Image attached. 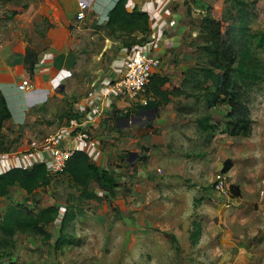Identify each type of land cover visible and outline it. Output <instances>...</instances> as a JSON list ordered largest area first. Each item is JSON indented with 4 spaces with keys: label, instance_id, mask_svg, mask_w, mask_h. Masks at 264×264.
I'll return each instance as SVG.
<instances>
[{
    "label": "rangeland",
    "instance_id": "374dc122",
    "mask_svg": "<svg viewBox=\"0 0 264 264\" xmlns=\"http://www.w3.org/2000/svg\"><path fill=\"white\" fill-rule=\"evenodd\" d=\"M152 1L146 7L152 15L149 26L157 17L155 22L161 20L168 35L164 59L186 72L196 63L198 53L191 43L207 8L221 20L225 0ZM250 1H255L251 32L264 34V0ZM4 2L0 0V26L6 30L14 19ZM225 28L222 24L223 33ZM26 37L17 39L24 42ZM125 40L136 42L127 36ZM140 41L135 44L145 45V39ZM258 56L264 65V45ZM240 104L249 127L245 136H230L225 130L228 106L204 110L202 102L184 95L161 108L152 122L153 115L147 113L151 109L134 106L108 118L100 114L103 130L83 131L96 141L100 151L94 157L103 154L100 166L115 179L113 195L94 186L97 199L79 200L64 174L33 195L18 193L10 204L55 206L59 214L45 227L48 239L17 234L14 245L0 251V259L15 258V264H264V74L240 97ZM64 106L58 105L57 114L67 110ZM240 110L234 113L240 115ZM205 114L215 129L202 132L197 122ZM38 115L33 108L23 126L13 127L11 120L4 125L9 153L63 121ZM134 118L147 124L136 126ZM67 211L73 216L64 221Z\"/></svg>",
    "mask_w": 264,
    "mask_h": 264
},
{
    "label": "crops",
    "instance_id": "0c3cea01",
    "mask_svg": "<svg viewBox=\"0 0 264 264\" xmlns=\"http://www.w3.org/2000/svg\"><path fill=\"white\" fill-rule=\"evenodd\" d=\"M79 1L83 0H5V11H9L14 20L13 25L9 24V29L4 30L0 26V36L5 37V40H0V91L11 112L13 127L27 123L28 112L33 108L39 117L44 113L45 118L51 120L54 116L58 121L63 119L57 127L44 134H58L62 140L70 139L76 150L86 153L100 171H107L108 168L100 166L105 162L103 154L94 157L88 153L89 143L78 140L68 127L71 116L81 118V128L86 129L88 134H96L95 131L103 130L100 114L105 112L108 118L112 117L114 111L128 112L133 106L142 109L147 100L145 93L137 105L134 104L136 100L119 96L110 88L112 82L123 75L129 57L137 49L159 59L160 63L152 70V75L167 78L162 90L178 87L185 70L174 66L173 62L172 66H168V58L164 59L168 35L161 29V20L155 22L157 17L152 18V26L155 27L149 26V32L132 33V37L140 42L145 39V45L139 47L106 26L108 13L117 0H84L88 3L85 18L77 20ZM141 2L145 5L142 6ZM149 3L148 0H128L127 11L136 7L148 14L150 22L152 15L146 8ZM25 36L26 41H20ZM28 43L36 55L31 75L25 64ZM25 78H29L30 85L26 90H19L18 85ZM176 98L171 97L166 105L157 107L154 114L151 113L153 116L149 122L156 119L161 108L171 106ZM58 105H65L67 110L57 114ZM173 109L175 111V106ZM103 127L109 129L104 123ZM44 134L41 137H45ZM37 156L30 145L17 152L0 155V173L15 167L29 168L35 164ZM94 186L98 187L96 184ZM18 193L27 196L25 191L14 185L8 188L6 195L0 197V215L12 205L10 201H14ZM1 256L4 255L0 253ZM7 259L1 258L0 264L16 263L15 258H10V261Z\"/></svg>",
    "mask_w": 264,
    "mask_h": 264
},
{
    "label": "trees",
    "instance_id": "16d2710c",
    "mask_svg": "<svg viewBox=\"0 0 264 264\" xmlns=\"http://www.w3.org/2000/svg\"><path fill=\"white\" fill-rule=\"evenodd\" d=\"M128 0H117L108 13L106 26L113 33L132 37V33L150 31L149 17L136 7L127 11ZM227 5L221 20H216L207 8L202 18L194 46L198 56L196 63L183 75L178 87L162 90L166 77L152 75L145 88L146 102L142 109H156L166 105L171 97L185 96L202 102L204 110L226 105L230 108L226 116L225 130L230 136H245L249 127L245 118V108L240 110V97L250 86L257 83L264 74V65L258 56L264 45V34L251 32V18L254 16L255 1L225 0ZM222 24H226L222 32ZM135 42V43H136ZM36 63L32 50L25 52V64L31 75ZM153 97L152 99H149ZM241 106V104H240ZM242 108V106H241ZM239 109L240 115L234 111ZM178 112L187 113L182 107ZM72 118H77L75 115ZM11 112L6 99L0 91V154L8 153L10 143L4 132V125L10 121ZM209 115H203L197 122L200 131L215 129L209 124ZM230 119V120H229ZM64 175L69 186L78 192L79 200L97 199L93 184L113 195L116 182L108 171H100L88 155L76 150L68 159ZM51 181L43 163H35L29 168L15 167L0 173V197L8 192L10 186L17 185L27 195H33L40 188H46ZM59 210L55 206L36 209L23 203L12 204L0 215V251L14 245L15 236L39 235L48 239L50 234L45 227L56 220ZM73 215L67 211L64 221ZM68 243V242H66ZM62 244V242L60 243Z\"/></svg>",
    "mask_w": 264,
    "mask_h": 264
},
{
    "label": "built area",
    "instance_id": "2783aa9c",
    "mask_svg": "<svg viewBox=\"0 0 264 264\" xmlns=\"http://www.w3.org/2000/svg\"><path fill=\"white\" fill-rule=\"evenodd\" d=\"M88 7L86 1L78 2L76 19L85 18V10ZM158 58L149 52L137 49L128 59L123 75L112 82L110 88L115 94L136 100L145 91L146 85L152 76V70L159 65ZM30 85L29 78H25L18 85L19 90H26ZM83 121L81 118H71L68 127L72 130L76 138L80 141H87L93 156L99 154L96 148V141L90 139L88 134L81 129ZM30 148L37 153L35 163H43L51 179L64 174V169L68 159L76 151L70 139L62 140L58 134H48L39 140H33ZM22 167V166H21ZM28 168V167H23ZM220 188V186H217Z\"/></svg>",
    "mask_w": 264,
    "mask_h": 264
},
{
    "label": "flooded vegetation",
    "instance_id": "af4514ba",
    "mask_svg": "<svg viewBox=\"0 0 264 264\" xmlns=\"http://www.w3.org/2000/svg\"><path fill=\"white\" fill-rule=\"evenodd\" d=\"M147 113H148V112H147ZM147 113H146V114H147ZM149 114H151V113H149ZM146 118H148V117H146ZM133 123H134L136 126H141V125H142V126H144V127H145V125L147 124V123L145 124L144 122L142 123V122H141V119H139V118H134V119H133Z\"/></svg>",
    "mask_w": 264,
    "mask_h": 264
},
{
    "label": "water",
    "instance_id": "95a60500",
    "mask_svg": "<svg viewBox=\"0 0 264 264\" xmlns=\"http://www.w3.org/2000/svg\"><path fill=\"white\" fill-rule=\"evenodd\" d=\"M144 111H147V110H144ZM147 112H151V113H154L155 112V109H151V111L150 110H148ZM141 114V112H138V116L137 117H139V115ZM130 120H131V122H132V117L130 118ZM145 124L147 123V121H145L144 122Z\"/></svg>",
    "mask_w": 264,
    "mask_h": 264
}]
</instances>
